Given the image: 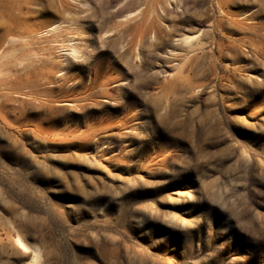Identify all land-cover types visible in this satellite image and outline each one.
<instances>
[{
	"label": "rangeland",
	"instance_id": "obj_1",
	"mask_svg": "<svg viewBox=\"0 0 264 264\" xmlns=\"http://www.w3.org/2000/svg\"><path fill=\"white\" fill-rule=\"evenodd\" d=\"M0 264H264V0H0Z\"/></svg>",
	"mask_w": 264,
	"mask_h": 264
},
{
	"label": "bare ground",
	"instance_id": "obj_2",
	"mask_svg": "<svg viewBox=\"0 0 264 264\" xmlns=\"http://www.w3.org/2000/svg\"><path fill=\"white\" fill-rule=\"evenodd\" d=\"M152 1H156L157 2L158 0H152Z\"/></svg>",
	"mask_w": 264,
	"mask_h": 264
}]
</instances>
